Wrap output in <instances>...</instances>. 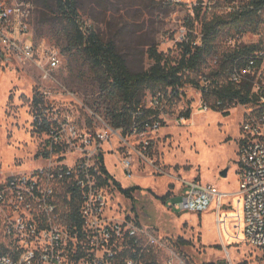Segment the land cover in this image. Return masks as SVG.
Instances as JSON below:
<instances>
[{
	"label": "rangeland",
	"instance_id": "1",
	"mask_svg": "<svg viewBox=\"0 0 264 264\" xmlns=\"http://www.w3.org/2000/svg\"><path fill=\"white\" fill-rule=\"evenodd\" d=\"M78 2L84 27L95 29L105 41L115 42L129 67L139 71L153 63L148 55L150 45L156 44L159 51L173 59L179 58L175 35L182 26L193 23L194 30L200 32L202 21L214 15H226L245 1L225 0L212 11L200 9L199 16L198 9L158 0ZM42 16V8L37 7L33 16L34 40L44 48L59 49L62 64L46 76L37 66L0 56V180L58 159V153L50 154L49 158L39 155L51 150L50 136L37 127L33 117L37 93L48 91L44 103L57 111L60 118L67 116L77 121L81 132L97 130L96 115L108 121V101L89 61L81 51L68 50L63 35L44 23ZM227 34L224 30L217 39L220 54L227 48ZM244 39L264 46V22L257 31H246ZM206 64L208 72V67H214L213 58H208ZM149 93L148 90L145 93L146 102ZM185 93L172 105H166L158 129L140 136H126L123 140L113 137L102 143L104 157L108 154L109 173L123 187H140L131 197H126L110 181L105 187L109 202L107 217L149 228L161 243L149 257L156 264H166L169 259L184 264H264V247L243 240L239 201L234 204L232 197L226 201V222L221 225L217 223L214 208L197 214L168 206L171 200L175 204L179 202L189 181L214 183L224 192L238 188L240 126L246 108L239 106L228 114L203 111L201 93L190 85ZM188 107L191 116L186 118L182 113ZM65 153L64 161L71 164L74 156L67 150ZM124 157L132 160V177L124 174L121 165ZM227 167L228 175L222 176L221 171ZM0 244L5 247L9 244L1 221ZM81 245L91 250L87 241L82 240Z\"/></svg>",
	"mask_w": 264,
	"mask_h": 264
},
{
	"label": "built area",
	"instance_id": "2",
	"mask_svg": "<svg viewBox=\"0 0 264 264\" xmlns=\"http://www.w3.org/2000/svg\"><path fill=\"white\" fill-rule=\"evenodd\" d=\"M177 7L187 6L191 10L212 11L225 0H158ZM244 4L251 0H244ZM36 5L33 0H0V56L24 65L41 68L46 76L60 68L62 58L56 47H42L34 40L33 16ZM239 9L234 8V10ZM264 22V5L258 9ZM203 23L196 32L193 23L182 26L175 35V42H188L194 39L201 45ZM226 50L244 45H258V49L248 58L245 68L236 64L231 70L229 80L235 83L249 78L252 92L259 98V104L243 106L244 120L240 126L238 157V188L234 192H224L214 183L189 181L181 199L176 204L168 203L180 212L205 213L212 208L217 213V223L224 224V207L232 197L239 201L242 213L243 240L255 247H264V46L247 43L246 31H227ZM248 32V31H247ZM218 56L213 58L214 66ZM48 67V70L45 69ZM200 85L206 87L209 81L200 77ZM191 86V85H190ZM193 87V86H192ZM201 93L200 89L194 87ZM43 101L35 107V123L48 125L51 154L54 148L61 150L57 160H48L43 166L26 172L13 174L0 180V221L5 236L12 245L9 254H0V264H113L118 247L132 241V255L125 258L124 264H146V259L161 247L159 238L149 229L129 223L126 220H113L107 217L108 199L105 187L100 184L105 178L97 163V156L103 142L113 137H124L121 129H116L101 116H95L96 131L81 132L79 123L70 117L60 118L57 111L50 109L44 99L48 91L41 92ZM162 95L150 96L148 106L160 109V119L166 105ZM203 111H213L202 97ZM160 122L148 126L146 131H134L132 136H140L149 130L158 129ZM131 136V135H130ZM72 153V163L65 162L67 154ZM49 158V157H48ZM132 160L124 157L121 165L124 174L133 176ZM72 188L79 190V214L84 222L83 238L78 233L71 234L63 219L62 195L71 199ZM67 212L71 209L69 206ZM87 241L91 250L81 244ZM82 248L81 258H77L78 248ZM103 253L104 256H100ZM166 264L175 263L169 259Z\"/></svg>",
	"mask_w": 264,
	"mask_h": 264
},
{
	"label": "trees",
	"instance_id": "3",
	"mask_svg": "<svg viewBox=\"0 0 264 264\" xmlns=\"http://www.w3.org/2000/svg\"><path fill=\"white\" fill-rule=\"evenodd\" d=\"M37 7L42 8L44 23L54 26L56 31L63 35L67 42L68 50H79L89 61L91 69L96 73L100 87L108 101L106 114L110 125L121 129L123 136H130L134 131H146L148 126L160 119L159 107L153 108L146 102V91L154 97L161 94L164 105H172L177 99L185 96V88L188 85L201 90L204 102L209 103L215 111L225 114L230 113V108L236 105H258L259 98L252 92V82L249 78L235 83L229 80L231 70L237 64L238 68H245L248 58L258 49V45H244L233 50H225L219 53L217 39L227 31H257L263 22L258 14V9L264 5V0H251L240 6L239 9L230 11L226 15H214L203 23V39L201 45H195L194 39L178 44L179 58L173 59L164 52L158 50L156 44L148 49L149 58L153 61L146 70L133 71L123 54H121L115 42L103 40L99 33L91 28L84 27L80 14L78 0H33ZM35 8V9H36ZM198 10L197 16H199ZM218 56L214 67H208V58ZM206 77L209 84L206 87L200 85V77ZM43 101L42 94L37 93L34 98V106ZM190 102V101H189ZM183 117L191 116V109L183 111ZM41 131L48 132L47 124L40 126ZM50 140V139H49ZM61 149L54 148L53 153ZM47 151L39 155L45 158L50 156ZM97 163L105 178L101 177L100 184L114 186L126 197H131L132 192L139 189L137 185L123 187L122 184L111 175L105 165L104 153L99 151ZM79 190L72 188L71 199L62 195L63 219L68 225L71 234L78 233L83 238L84 222L79 214ZM165 199V197H162ZM70 211L67 212L68 207ZM122 249H116L113 264H124L125 258L131 256L132 241L128 240L122 245ZM12 245L7 247L0 244V254H9ZM82 248H78L77 258H81ZM146 264H156L150 258Z\"/></svg>",
	"mask_w": 264,
	"mask_h": 264
},
{
	"label": "water",
	"instance_id": "4",
	"mask_svg": "<svg viewBox=\"0 0 264 264\" xmlns=\"http://www.w3.org/2000/svg\"><path fill=\"white\" fill-rule=\"evenodd\" d=\"M228 171H229V167H227L226 169H223L221 171V175L226 177L228 175Z\"/></svg>",
	"mask_w": 264,
	"mask_h": 264
},
{
	"label": "crops",
	"instance_id": "5",
	"mask_svg": "<svg viewBox=\"0 0 264 264\" xmlns=\"http://www.w3.org/2000/svg\"><path fill=\"white\" fill-rule=\"evenodd\" d=\"M107 156H108V154L105 155L104 159H105V164H106V166H108V168H109V165H108V163H107ZM109 170H111V169L109 168Z\"/></svg>",
	"mask_w": 264,
	"mask_h": 264
},
{
	"label": "bare ground",
	"instance_id": "6",
	"mask_svg": "<svg viewBox=\"0 0 264 264\" xmlns=\"http://www.w3.org/2000/svg\"><path fill=\"white\" fill-rule=\"evenodd\" d=\"M210 115V114H209Z\"/></svg>",
	"mask_w": 264,
	"mask_h": 264
}]
</instances>
